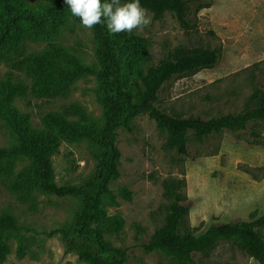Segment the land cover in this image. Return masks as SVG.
Masks as SVG:
<instances>
[{"label":"rangeland","instance_id":"rangeland-1","mask_svg":"<svg viewBox=\"0 0 264 264\" xmlns=\"http://www.w3.org/2000/svg\"><path fill=\"white\" fill-rule=\"evenodd\" d=\"M18 1L33 14L50 5L48 0ZM148 14L149 26L128 33L137 42L122 57L121 88L134 93L142 88L140 77L168 55L206 47L218 51L217 64L167 82L158 96V106L166 113L203 119L238 113L257 90H264V0H211L209 8L190 17L195 22L192 30L183 29L170 13L160 20ZM57 22L61 23L50 26L48 33L24 24L18 36L10 26L0 35V99L5 90L17 87L11 103L28 117L34 131L54 126L49 119L53 115L65 122L51 157L54 182L80 187L97 166L99 151L90 133L104 123L100 68L93 28L75 22L68 10ZM35 56L46 63L36 72ZM13 141L0 118V148ZM116 146L120 174L109 183L110 194L100 201L99 216L89 229L98 231L112 247L125 250L124 264H168L162 255L146 253L143 245L163 223L168 206L163 182L170 178L185 182L186 227L194 234L212 225L250 222L252 212L256 218L264 213V122L251 123L237 134L198 139L189 133L190 157L183 158L166 146V135L142 114L131 121L130 131L116 130ZM20 169L17 165L15 172ZM81 208L80 197H58L32 188L12 191L0 181V214L10 216L19 228L0 231V264H89L67 252L61 235H48L64 228ZM258 231L264 239V228ZM194 260L259 264L226 241L206 256L195 254Z\"/></svg>","mask_w":264,"mask_h":264},{"label":"trees","instance_id":"trees-1","mask_svg":"<svg viewBox=\"0 0 264 264\" xmlns=\"http://www.w3.org/2000/svg\"><path fill=\"white\" fill-rule=\"evenodd\" d=\"M49 6L41 13L33 11L18 0H0V35L4 36L10 26L18 36L21 26L28 24L33 31L57 27V19L64 11H70L65 0H48ZM110 2V0H102ZM130 0H121V3ZM141 6L160 20L166 13L172 14L185 30L195 27L190 17L211 6V0H140ZM72 15V13H71ZM81 23L79 17L73 16ZM23 20L25 22H23ZM28 20H30L28 22ZM82 24V23H81ZM49 25V26H47ZM96 40V60L100 68L98 81L101 90L100 103L104 111L101 128L91 130L93 141L99 151L95 172L80 187L57 186L51 168V157L58 147V136L66 126L58 115L49 117L54 126L41 132L31 129L28 117L12 105V93L17 87L5 90L0 99V118L3 120L10 137L11 146L0 148V181L10 190L32 188L58 197H80L82 208L64 228L52 231L49 236L61 235L67 252H74L78 259L89 264H124L126 251L107 244L96 230L89 226L99 216V204L103 197L110 194L109 183L119 177L120 151L116 146V130L130 131L131 121L146 114L156 127L166 135V146L175 150L178 156L189 158L188 134L201 139L215 134L229 132L237 134L248 129L249 124L264 122V90H257L245 109L238 113L203 119L200 116L181 118L166 113L158 106V96L163 86L173 77L192 74L203 69L213 68L219 59L215 49L195 47L180 49L168 55L158 65L148 69L140 77L142 88L134 93L121 88L119 76L121 60L125 49L135 45L137 39L127 32L112 34L106 24L93 27ZM45 58L35 56L33 69H42ZM256 138V132H251ZM17 165L21 166L15 172ZM183 179L170 178L163 182L164 197L168 201L163 223L143 245L146 253L162 255L168 264H198L195 254L202 256L212 252L221 241L232 242L259 264H264V239L259 229L264 228V213L256 218L255 212L250 222L223 223L210 226L201 234L187 228L188 212L186 196L183 192ZM125 197L130 193L123 191ZM19 228L7 214H0V231L16 232Z\"/></svg>","mask_w":264,"mask_h":264},{"label":"clouds","instance_id":"clouds-1","mask_svg":"<svg viewBox=\"0 0 264 264\" xmlns=\"http://www.w3.org/2000/svg\"><path fill=\"white\" fill-rule=\"evenodd\" d=\"M73 16L79 17L85 28L92 29L97 24L105 23L112 34L133 31L142 32L151 24L148 10L141 6L140 0H65Z\"/></svg>","mask_w":264,"mask_h":264}]
</instances>
